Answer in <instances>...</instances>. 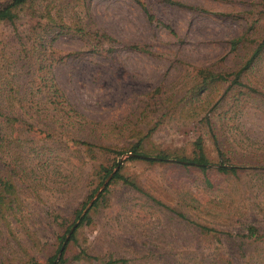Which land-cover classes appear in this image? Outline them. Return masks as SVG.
<instances>
[{"label":"rangeland","instance_id":"374dc122","mask_svg":"<svg viewBox=\"0 0 264 264\" xmlns=\"http://www.w3.org/2000/svg\"><path fill=\"white\" fill-rule=\"evenodd\" d=\"M12 12L0 21V185L13 187L0 264H264V0ZM198 139L205 169L172 160ZM160 154L170 160L143 159ZM115 167L128 184L108 180L60 263L58 237Z\"/></svg>","mask_w":264,"mask_h":264},{"label":"trees","instance_id":"16d2710c","mask_svg":"<svg viewBox=\"0 0 264 264\" xmlns=\"http://www.w3.org/2000/svg\"><path fill=\"white\" fill-rule=\"evenodd\" d=\"M27 1H29V0H9L7 4H5L4 6L0 7V21H11L13 19V16H14L12 11L15 8L23 5ZM147 18H148V20H152L153 19V17L150 14H147ZM207 80L210 81V82H215V81H223L225 79L223 77H221V76L219 77L218 75H212L210 73H207V77H205L203 82H206ZM139 144L140 143L138 141L134 145H132V147L128 151V153H129L128 159H136L139 156H141L140 155L141 153L139 152ZM194 151H195V154L193 155V157L191 159H187V158H184V157H179V158H174V159L171 158V159L175 163H178V164H181V165L195 166V167H198L200 169H205V167L207 166V161H206V159H205V157L203 155L202 147H201V141L199 139L196 140L195 143H194ZM114 154L119 155V153H115V152H114ZM143 159H145V160H147L149 162H153V161H167V160H170V157H168L167 155L160 154V155H157L156 157H149V158L148 157H143ZM234 169L235 168L232 167V166L221 165V164L218 167V170L221 171V172H233ZM100 171L103 173V178L107 177L111 173L109 170H106L104 168H101ZM112 179H120V180H122L123 183L128 184L127 181L125 179L121 178L119 175H117L116 172H114L112 174L111 180ZM130 186L133 187V184L130 183ZM12 190H13V187H12V185L10 183H6V182L1 183V185H0V211L7 206V202L8 201H7L6 195L11 194ZM104 190H105V188H104ZM90 197L91 196H89L88 198L90 199ZM96 201H97V199H94L91 207H93L95 205ZM79 214H80V212L76 213L75 221L79 219L78 218ZM85 216L86 215H84V217L79 219L77 226L82 223V221L84 220ZM69 227L65 231V235L68 233ZM74 231H75V229H74ZM74 231L71 233V235L69 236L68 239L72 238V236L74 234ZM65 235H63V237L62 236L58 237V239H57L58 247H57V250H56V254L60 250V247L62 245V242L64 241ZM245 236L248 237V238L257 239V240L261 239V236L258 234L257 229L252 227V226L247 227ZM68 241H66V242H68ZM64 248H65V245H64V247L62 248V250L60 252V258H59L60 259V261H59L60 263L62 261L61 257L63 255ZM75 258H79V255H77ZM54 259H55V256H53L51 259H49V264H53ZM110 263L111 264H115V263L124 264V262L122 260H120V261H116V260L115 261H110Z\"/></svg>","mask_w":264,"mask_h":264},{"label":"water","instance_id":"95a60500","mask_svg":"<svg viewBox=\"0 0 264 264\" xmlns=\"http://www.w3.org/2000/svg\"><path fill=\"white\" fill-rule=\"evenodd\" d=\"M116 170H117V167H115L114 171H112V172L107 176V178L105 179V181H104V182L102 183V185L100 186L99 190L96 191V193H95V195H94V198L91 199V200L87 203V205L85 206V208H84V209L81 211V213L79 214V217H78L79 219H81V218L84 216V214L86 213V211H87V210L89 209V207L92 205V203H93L95 197H96V196L99 194V192L104 188V186L106 185V183L108 182V180L111 178L112 174H113L114 172H116ZM79 219L76 220V221L72 224V226L69 228L68 233L66 234V236H65V238H64V241L62 242V245H61V247H60V250H59V252L57 253V257L60 255V252H61L62 248L64 247L66 241L68 240L69 236L71 235V233H72V232L74 231V229L76 228ZM55 261H56V259H55ZM55 261H54V262H55Z\"/></svg>","mask_w":264,"mask_h":264}]
</instances>
